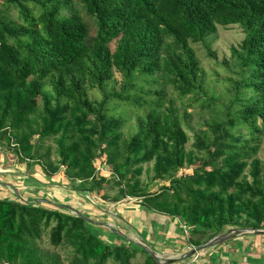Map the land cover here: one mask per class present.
Here are the masks:
<instances>
[{
  "label": "trees",
  "instance_id": "trees-1",
  "mask_svg": "<svg viewBox=\"0 0 264 264\" xmlns=\"http://www.w3.org/2000/svg\"><path fill=\"white\" fill-rule=\"evenodd\" d=\"M0 2V135L15 131L23 155L31 158L33 134L53 138L67 178L86 185L97 182L95 163L107 154L114 182L126 180L130 188L122 198H142L145 207L182 220L201 238L213 239L232 224L246 228L236 217L264 210V164L257 159L264 139V0ZM12 10L15 19L7 17ZM82 12L95 23L94 37ZM234 26L245 39L232 50L238 71L228 81L227 98L214 104V140L201 134L195 147L206 158L193 175L177 177L193 162L185 151L186 117L167 101L166 90L176 100L193 101L204 70L192 46ZM115 72L122 78L119 92L111 89ZM98 92L102 100L90 97ZM41 103V125L25 130ZM132 120L135 130L125 140L122 131ZM131 161L130 167L155 161L154 179L169 186L139 196V179L127 178ZM47 167L50 176L60 170ZM248 170L252 181L244 178ZM43 205L0 200V262L46 264L35 243L50 231L51 247L73 251L71 264H132L138 253L145 264H159L140 246L112 248L85 218Z\"/></svg>",
  "mask_w": 264,
  "mask_h": 264
},
{
  "label": "rangeland",
  "instance_id": "rangeland-1",
  "mask_svg": "<svg viewBox=\"0 0 264 264\" xmlns=\"http://www.w3.org/2000/svg\"><path fill=\"white\" fill-rule=\"evenodd\" d=\"M4 11L5 9L0 2V12L5 13ZM82 16L89 25L90 36L94 37L96 35L94 21L85 16L83 12ZM7 17L15 19L17 17L16 11H10ZM244 39L245 34L239 26L218 28L216 35L209 38L205 44L192 46L204 70L203 88L193 101H189L192 97H189L183 102L176 100V97L172 96L173 92L171 89L168 88L166 90L167 101L174 102L175 107L179 110V115L182 118L186 117V120L182 122V127L188 137V144L185 147V151L187 155H192L193 162L192 164L185 165L177 174V177L193 175L194 169L199 167L207 156L205 152L198 151L195 146L201 134H206L212 141L214 140L209 133V124L213 120L214 104L222 103L226 100L227 93L229 92L228 81L230 79H236L235 73L237 69L235 68L237 63L232 57V50L234 48L239 49ZM110 48L113 52L116 48V43L111 44ZM114 81L115 82L111 85V89H113L114 92H119L121 90L122 78L117 72L114 73ZM90 97L99 101L103 99V95L99 92L95 95L90 94ZM207 105H212L213 107H211V109L205 108L204 106ZM42 116L43 104L41 103L34 115L29 118L25 130L29 128L31 131L37 129L41 125ZM135 126L136 122L132 120L122 131L123 139L128 140L130 138L132 132L135 130ZM6 131H9L8 138L3 136V134L0 135V170L2 171V173H0V200L19 204L32 203L35 204V206L43 202L44 205L42 207L49 210H56L59 206H64L66 207L62 209L64 214L73 217L75 216L74 213H80L89 221L87 226L93 234L100 239H105L106 242H104L112 248L119 247L117 242L114 241L115 237L111 235V232L102 227L103 224L114 227L111 218L107 217V211L112 210L114 213L111 203L118 200H124L132 205H143V199L128 196L124 198L121 197V191L128 194L130 188L127 186L126 180L120 181L118 178V181H116L117 183L114 182L115 179H113V176L110 174V172H113V167L106 165L107 154L100 155L98 161L96 160L95 168H105H103L104 170L102 172L97 171V182H95V184L89 183L81 185V183L72 182L67 178L66 168L61 166L59 162L57 156L58 146L53 138L40 139L38 133L33 134L31 138L33 150L29 153L31 158H28V155L25 156L22 154L20 146L15 142L16 132H10L11 130L9 128H7ZM257 159L264 164V139ZM132 165H134V161L128 164L127 178L131 179L134 177L139 179V196L153 195L161 192L164 187L169 186V180L156 181L154 179L153 169L155 161L138 167H130ZM47 166L59 168L60 170L57 174L50 176L47 173V171H49ZM46 167L47 171H45ZM137 169H141L142 171L140 176H137ZM6 175H8V177ZM24 177L30 179V181L24 179ZM101 178L106 179L105 184L100 182ZM244 178L252 181L249 170L246 172ZM39 182H45L48 187H50L49 184L53 182L55 186L54 188L48 189L38 184ZM132 183L131 181L130 184ZM13 189L17 190L18 197ZM28 189L30 193H25L24 190ZM258 211L259 214L255 217H250L247 214L236 217V221L248 227L237 228L232 224L222 228L219 234L214 238L221 237L229 231L236 229L264 230V210ZM103 230L106 234L109 233L110 236L107 237L106 234H102L101 232H103ZM49 237L50 231H44L41 240L35 243V247L41 253L44 262L46 264H71L73 251L70 247L66 245L54 249L50 245ZM185 237L193 244V247L189 248V252L199 247L195 246V243L200 242L206 244L212 240L210 237L201 238L194 232V228H190ZM106 238H109L108 240L111 243H109ZM116 240L118 241V239ZM136 247H139V245L134 244L132 249L134 250ZM153 251L158 254L161 260L166 259L167 256L165 254L157 250ZM145 262L146 258L142 253H138L135 259L132 260V264H145ZM0 264L4 263L0 262ZM109 264L114 263L110 262Z\"/></svg>",
  "mask_w": 264,
  "mask_h": 264
},
{
  "label": "crops",
  "instance_id": "crops-1",
  "mask_svg": "<svg viewBox=\"0 0 264 264\" xmlns=\"http://www.w3.org/2000/svg\"><path fill=\"white\" fill-rule=\"evenodd\" d=\"M6 176L8 177V175ZM24 179L30 181L25 177ZM38 184L48 189L55 186L53 182L49 184L50 187L45 182ZM24 191L30 193L29 189ZM111 204L114 213L112 210H108L107 217H110L114 223L115 228L111 227L123 236L114 234L108 228L110 225L103 224L102 227L111 232L118 246H130L144 242L151 249L165 254L167 257L164 260H178L175 264H264V235L238 237L221 246L203 250L195 258L179 260L188 254L190 247H193V244L185 237L189 229L186 230V233L182 220L156 213L144 205L128 204L124 200H118ZM101 233L106 234L104 230ZM107 234V237L110 236L109 233ZM106 239L111 243L109 238ZM101 240L106 242L105 239L101 238Z\"/></svg>",
  "mask_w": 264,
  "mask_h": 264
},
{
  "label": "water",
  "instance_id": "water-1",
  "mask_svg": "<svg viewBox=\"0 0 264 264\" xmlns=\"http://www.w3.org/2000/svg\"><path fill=\"white\" fill-rule=\"evenodd\" d=\"M14 193L18 196V192L17 190L13 189ZM60 209H65L66 207L64 206H59ZM75 216L77 217H82L84 218L80 213H74ZM108 228H110V230L118 235V236H123L120 232H118L117 230L111 228V226H108ZM248 235H264V230H249V229H236V230H232L229 231L227 234L218 237V238H214L211 241H209L206 244H203L201 246H199L197 249L192 250L191 252H189L188 254H186L185 256H183L181 259L179 260H189L191 258H195L199 255L200 252H202L203 250H206L208 248H213L216 246H221L229 241H232L238 237H243V236H248ZM145 252H147L151 258H153L156 262H158L159 264H175L176 261L178 260H161L160 257L158 256V254H156V252H154L147 244L140 243L138 244Z\"/></svg>",
  "mask_w": 264,
  "mask_h": 264
},
{
  "label": "built area",
  "instance_id": "built-area-1",
  "mask_svg": "<svg viewBox=\"0 0 264 264\" xmlns=\"http://www.w3.org/2000/svg\"><path fill=\"white\" fill-rule=\"evenodd\" d=\"M102 167H103V166H102ZM103 168H104V167H103ZM103 168H102V169H97V168H96V169H97V171L102 172V171L105 169V168H104V169H103ZM110 174H111V172H110ZM187 229H188L187 227H184L185 232H186ZM186 233H187V232H186Z\"/></svg>",
  "mask_w": 264,
  "mask_h": 264
},
{
  "label": "bare ground",
  "instance_id": "bare-ground-1",
  "mask_svg": "<svg viewBox=\"0 0 264 264\" xmlns=\"http://www.w3.org/2000/svg\"><path fill=\"white\" fill-rule=\"evenodd\" d=\"M0 173H2V171L0 170ZM18 197V196H17ZM2 201V200H1ZM49 202V201H48ZM22 204V203H21ZM54 204V203H53ZM39 207V206H38ZM63 212V211H62Z\"/></svg>",
  "mask_w": 264,
  "mask_h": 264
}]
</instances>
